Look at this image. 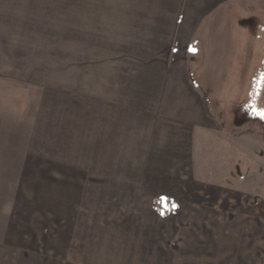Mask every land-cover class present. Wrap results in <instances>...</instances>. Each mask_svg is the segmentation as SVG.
<instances>
[{
  "label": "rangeland",
  "instance_id": "374dc122",
  "mask_svg": "<svg viewBox=\"0 0 264 264\" xmlns=\"http://www.w3.org/2000/svg\"><path fill=\"white\" fill-rule=\"evenodd\" d=\"M95 1L0 0V264H264V36Z\"/></svg>",
  "mask_w": 264,
  "mask_h": 264
},
{
  "label": "crops",
  "instance_id": "0c3cea01",
  "mask_svg": "<svg viewBox=\"0 0 264 264\" xmlns=\"http://www.w3.org/2000/svg\"><path fill=\"white\" fill-rule=\"evenodd\" d=\"M99 3H127L128 5H143L138 6V14H144L143 18L157 19L159 21H167L169 23L168 33L160 32L161 37L164 38V47L160 48L157 52V63L160 65L162 61L164 66H167L166 55L164 52L168 49L167 44L170 43L171 35L175 38L180 37L184 29H188L190 35H193L195 30L205 21L209 20H244L246 21L247 28L250 25H255L252 30L256 35L264 36V0H97ZM146 5V6H144ZM149 5V7L147 6ZM135 18V16H133ZM137 18H140L137 16ZM255 20L252 24L247 21ZM249 24V26H248ZM246 27H240V33H245L248 30ZM180 41V40H179ZM181 42H183L181 40ZM257 46V44H256ZM227 47V43L223 44ZM256 50V49H255ZM147 60V59H146ZM128 81L130 79H127ZM158 101L157 105H162V111L169 110L172 115L181 117V110L184 109L183 105H190L194 97L189 93L175 92H156L146 95V98ZM162 101V102H161ZM152 107V110L157 108ZM166 105H168L166 107ZM171 105V106H170ZM189 109V108H187ZM165 113V112H164ZM168 114V113H166ZM182 121L178 122L181 123ZM189 125L188 123H186ZM183 128V127H182ZM181 128V129H182ZM180 136L183 137L181 131Z\"/></svg>",
  "mask_w": 264,
  "mask_h": 264
},
{
  "label": "snow or ice",
  "instance_id": "6c2138e0",
  "mask_svg": "<svg viewBox=\"0 0 264 264\" xmlns=\"http://www.w3.org/2000/svg\"><path fill=\"white\" fill-rule=\"evenodd\" d=\"M254 107V106H253ZM257 115H260L262 118H264V110H260L256 113Z\"/></svg>",
  "mask_w": 264,
  "mask_h": 264
}]
</instances>
